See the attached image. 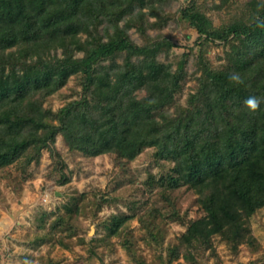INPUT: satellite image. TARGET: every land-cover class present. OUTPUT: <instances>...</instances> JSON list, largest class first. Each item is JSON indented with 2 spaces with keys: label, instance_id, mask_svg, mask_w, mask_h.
<instances>
[{
  "label": "trees",
  "instance_id": "trees-1",
  "mask_svg": "<svg viewBox=\"0 0 264 264\" xmlns=\"http://www.w3.org/2000/svg\"><path fill=\"white\" fill-rule=\"evenodd\" d=\"M168 1L0 0V168L39 163L44 150L54 154L58 135L71 151L125 161L155 147L174 162L171 188H193L206 213L181 235L184 258L215 234L237 253L241 243H256L249 219L264 207V0L251 1L248 20L221 26L197 0L180 9L202 40L232 43L220 69L199 49L197 89L175 112L167 107L186 78L189 54L174 68L158 59L175 46L171 39L139 45L129 34L132 27L146 34L147 16L161 20ZM233 73L243 83L231 82ZM72 76L81 96L56 111L45 107ZM141 89L146 96L139 98ZM249 96L262 101L256 111L244 105ZM127 220L114 216L110 235Z\"/></svg>",
  "mask_w": 264,
  "mask_h": 264
},
{
  "label": "rangeland",
  "instance_id": "rangeland-1",
  "mask_svg": "<svg viewBox=\"0 0 264 264\" xmlns=\"http://www.w3.org/2000/svg\"><path fill=\"white\" fill-rule=\"evenodd\" d=\"M197 1L215 26L246 21L252 13V0ZM190 4L191 0H169L161 20L147 16L146 34L129 29L139 45L159 37L171 39L175 46L158 59L172 62L174 68L189 54L186 78L167 107L171 112L186 106L197 89L201 72L193 60L199 49L203 46L213 69L227 64L231 49L232 42L199 38L189 21L180 17V9ZM79 81L72 76L46 98L44 106L56 111L78 99ZM136 94L142 98L146 91ZM53 148L54 154L44 150L41 161L25 170L22 160L0 168V264H264V207L249 219L254 245L243 242L236 253L222 235L215 234L210 243L189 250L193 258H184L188 249L180 247L181 235L189 222L206 213L193 188L183 183L171 188L174 162L158 156L155 147L144 148L131 161L112 153L87 156L71 151L62 135ZM114 216L128 220L110 235L107 227ZM60 217L67 219L59 221Z\"/></svg>",
  "mask_w": 264,
  "mask_h": 264
},
{
  "label": "clouds",
  "instance_id": "clouds-1",
  "mask_svg": "<svg viewBox=\"0 0 264 264\" xmlns=\"http://www.w3.org/2000/svg\"><path fill=\"white\" fill-rule=\"evenodd\" d=\"M229 80L231 82L236 83V84L243 83L239 73L230 74ZM261 102L262 101H261V99L259 97H257V96H249V97H247L245 99L244 105H245L246 108L250 109L251 111H256L260 107Z\"/></svg>",
  "mask_w": 264,
  "mask_h": 264
}]
</instances>
